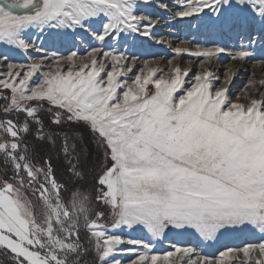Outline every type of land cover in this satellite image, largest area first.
<instances>
[{"label": "snow or ice", "instance_id": "snow-or-ice-1", "mask_svg": "<svg viewBox=\"0 0 264 264\" xmlns=\"http://www.w3.org/2000/svg\"><path fill=\"white\" fill-rule=\"evenodd\" d=\"M0 46V264H264V0H0Z\"/></svg>", "mask_w": 264, "mask_h": 264}, {"label": "rangeland", "instance_id": "rangeland-1", "mask_svg": "<svg viewBox=\"0 0 264 264\" xmlns=\"http://www.w3.org/2000/svg\"><path fill=\"white\" fill-rule=\"evenodd\" d=\"M46 46L47 47H59V45L58 44H54L52 41H47L46 42ZM0 50H3L2 49V46H0ZM17 59H19V57H17ZM244 82V77H240L239 78V82L237 83V85H236V87H237V89H239L240 87H241V84ZM125 235H130L131 237H133V238H137V239H139V238H143V233L142 232H139V231H136V232H130V233H125ZM235 242H239V241H235ZM162 247V249H165L166 250V245H162L161 246ZM125 259L127 258L126 256L124 257Z\"/></svg>", "mask_w": 264, "mask_h": 264}, {"label": "trees", "instance_id": "trees-1", "mask_svg": "<svg viewBox=\"0 0 264 264\" xmlns=\"http://www.w3.org/2000/svg\"><path fill=\"white\" fill-rule=\"evenodd\" d=\"M80 132H81V134L83 135V137L85 138V139H87L88 138V132H87V130L86 129H81L80 130ZM53 165L55 166V165H57L58 164V159L57 158H53ZM62 179H67V176H63V177H61ZM85 187H87V183H85ZM5 264H9V262H7V261H5Z\"/></svg>", "mask_w": 264, "mask_h": 264}]
</instances>
